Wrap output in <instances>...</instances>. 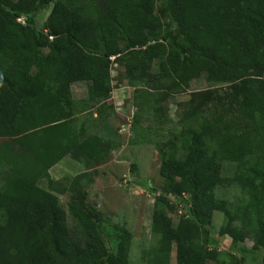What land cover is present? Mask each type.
<instances>
[{
	"label": "trees",
	"instance_id": "16d2710c",
	"mask_svg": "<svg viewBox=\"0 0 264 264\" xmlns=\"http://www.w3.org/2000/svg\"><path fill=\"white\" fill-rule=\"evenodd\" d=\"M116 63L151 116L159 110L150 91L165 98L189 78L206 84L181 104V127L157 147L163 183L155 244L142 262L171 264L174 250L175 264H239L234 255L220 259L217 243L205 246L214 212L233 247L245 238L264 245V0H0V264H131V232L113 224L110 249L101 237L109 220L84 189L116 147L87 133L95 123L109 132ZM76 83L86 85L80 101ZM62 160L82 172L53 180ZM233 186L234 202L216 197ZM66 193L72 225L59 202Z\"/></svg>",
	"mask_w": 264,
	"mask_h": 264
},
{
	"label": "rangeland",
	"instance_id": "374dc122",
	"mask_svg": "<svg viewBox=\"0 0 264 264\" xmlns=\"http://www.w3.org/2000/svg\"><path fill=\"white\" fill-rule=\"evenodd\" d=\"M48 11L41 12L37 17L38 25L45 22ZM57 49L49 51L51 56ZM127 61V58L124 59ZM111 77L113 90L107 101L113 107L112 113L107 117L109 132L101 129L98 123L90 125L87 133L100 134L104 138H112L116 147L110 155V159L104 165L96 167L97 175L92 182L86 184V201L88 205L101 212L109 222L101 223V237L105 244L114 249L116 246L113 224L124 225L132 234L130 247V263L144 264L141 260V252L155 244V239L150 232L151 218L154 210V202L158 195L157 189L162 186L163 180L159 174L160 157L157 147L162 144L172 133L179 130V116L181 104L186 102L193 92L203 90L206 84L203 79L189 78V87L182 89L177 95L160 98L156 92H149L153 97V107L158 111L157 116L142 113L134 100L135 89L127 84L124 68L119 64L111 65ZM86 85L76 83L72 85V96L80 101L86 98ZM148 95V94H147ZM215 110L210 106L205 113L208 116ZM91 111L86 114L89 120L95 118ZM108 113V112H107ZM92 116V117H91ZM132 167L135 170H132ZM82 172V169L69 160H62L49 173L53 180L63 182ZM42 188H47L46 182H41ZM237 187H218L215 195L218 199H226L234 202L239 196ZM70 194L59 196L60 205L67 213V219L72 225V219L68 214ZM169 201L176 205V201L168 197ZM171 214L174 225L183 214L181 206L177 205ZM223 215L214 212L206 237L205 248H212L217 243V252L220 259L227 255H234L239 264H262L264 245L255 244L245 238L236 247L231 245L230 239L221 234ZM205 234L202 233V240ZM171 264H175V252L171 253ZM207 264H215L208 261Z\"/></svg>",
	"mask_w": 264,
	"mask_h": 264
},
{
	"label": "built area",
	"instance_id": "2783aa9c",
	"mask_svg": "<svg viewBox=\"0 0 264 264\" xmlns=\"http://www.w3.org/2000/svg\"><path fill=\"white\" fill-rule=\"evenodd\" d=\"M18 21H20V20H18Z\"/></svg>",
	"mask_w": 264,
	"mask_h": 264
}]
</instances>
